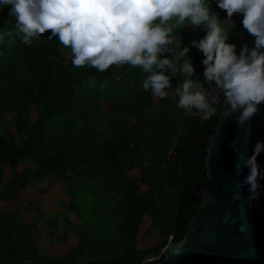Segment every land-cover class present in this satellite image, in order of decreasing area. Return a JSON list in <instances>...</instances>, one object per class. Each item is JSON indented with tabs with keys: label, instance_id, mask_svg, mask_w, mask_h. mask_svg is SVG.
Listing matches in <instances>:
<instances>
[{
	"label": "trees",
	"instance_id": "trees-1",
	"mask_svg": "<svg viewBox=\"0 0 264 264\" xmlns=\"http://www.w3.org/2000/svg\"><path fill=\"white\" fill-rule=\"evenodd\" d=\"M8 11H0V31L13 29ZM232 21L228 42L237 45L238 53L241 14ZM50 34L31 46L19 39L10 45L7 36L0 42V149L10 154L6 165L12 171L8 180L0 171V197L15 204L0 214V264H142L157 250H135L133 240L143 223L139 205L156 206L152 225L166 227L174 242L182 238L205 171L198 163L204 130L217 126V116L185 115L176 96L154 100L140 84L147 74L139 67L113 65L101 73L70 65L61 47L70 48L58 37L47 40ZM205 34L201 28L178 27L170 47L178 49L180 37L182 46H190ZM189 57L203 81L202 52L191 47ZM177 79H172L173 89ZM134 83L137 91L130 88ZM24 159L33 166L15 172ZM64 180L65 207L54 218L33 201L31 220H22L18 205L24 189L42 185L49 190ZM138 184L149 190H139ZM59 231L78 238L73 257L41 256L34 236L41 232L53 240ZM155 254L160 256L149 264L163 259L159 250Z\"/></svg>",
	"mask_w": 264,
	"mask_h": 264
},
{
	"label": "clouds",
	"instance_id": "clouds-1",
	"mask_svg": "<svg viewBox=\"0 0 264 264\" xmlns=\"http://www.w3.org/2000/svg\"><path fill=\"white\" fill-rule=\"evenodd\" d=\"M215 3L226 10L228 19L221 20L212 11L211 0H0V11L8 7L15 20L12 30L0 31V42L7 36L10 45L19 39L31 46L51 30L46 39L58 37L60 44L70 48L73 66L101 73L113 65L139 67L147 74L145 91L160 99L171 91L179 98L178 109L204 119L236 115L243 127L264 103V0ZM234 14L243 15L244 29L255 37L254 47L239 54L237 45L228 42L235 28ZM185 26L201 28L206 34L190 41V46H182L180 37L174 50L170 46L176 29ZM191 47L203 54V81L189 57ZM174 77L179 82L173 89ZM262 152L264 141H258L252 155L236 164L238 171L248 170L243 185L249 201L258 200L264 188V170L258 164Z\"/></svg>",
	"mask_w": 264,
	"mask_h": 264
},
{
	"label": "water",
	"instance_id": "water-1",
	"mask_svg": "<svg viewBox=\"0 0 264 264\" xmlns=\"http://www.w3.org/2000/svg\"><path fill=\"white\" fill-rule=\"evenodd\" d=\"M238 36V54L254 47L255 37L242 23ZM258 141H264V103L243 127L236 115L217 116V126L204 130L198 163L205 171L196 189L195 212L182 238L171 239L163 248V259L154 264H264V188L258 200L249 201L243 185L248 170L236 168L241 157L252 155ZM258 164L264 170V152Z\"/></svg>",
	"mask_w": 264,
	"mask_h": 264
},
{
	"label": "rangeland",
	"instance_id": "rangeland-1",
	"mask_svg": "<svg viewBox=\"0 0 264 264\" xmlns=\"http://www.w3.org/2000/svg\"><path fill=\"white\" fill-rule=\"evenodd\" d=\"M212 11L218 13L221 20H224L227 16L226 10H221L217 7L215 0H211ZM186 32L191 34V31L186 28ZM61 55L66 63L72 64V54L71 51H66L63 47H61ZM78 75V74H76ZM75 75V76H76ZM79 76V75H78ZM144 80L140 81L141 86L143 85ZM122 87H126L124 84ZM130 88L133 91L138 90V83H134L130 85ZM154 100L157 99L154 94L151 95ZM174 95L170 91L168 99H173ZM1 144V143H0ZM9 153L0 149V171L3 175V178L8 180L11 175V170L6 165L7 157H9ZM33 166V162L30 160H23L21 161L18 166L15 168V172L21 173L26 168ZM131 178L138 179V174H130ZM67 180L59 182L54 188L52 189H45L42 185L29 188L27 187L20 193V202L18 205L19 214L22 216V220L29 222L32 218V214L28 212V208L30 203L33 201H37L40 205L42 213L47 216V218H54L58 212L59 208H64V199L62 197V189L66 185ZM138 189L147 192L149 190L148 186H142L138 184ZM15 204L10 202L9 200H5L0 197V214H5L10 209L14 208ZM139 211L143 214V223L138 231V234L134 238V245L135 250L137 253L143 251H149L151 249L159 250L162 253V245L163 242H169L172 238L170 237V233L166 229V227H154L152 225L154 213L156 206H148L145 204H140L138 207ZM173 213V210L169 211L168 214ZM72 219V218H71ZM73 220V219H72ZM33 241L40 253L41 256L46 257L50 260L56 261H65L67 259H71L73 257L72 250L77 246L78 238L75 237L73 234L59 231L55 237V239L50 240L43 233H38L34 236ZM167 242V243H168ZM157 251H155L157 253ZM152 252L146 258H151L150 260H154L160 256V254H155ZM145 258V259H146ZM144 259V260H145ZM143 260V261H144ZM67 262V261H66Z\"/></svg>",
	"mask_w": 264,
	"mask_h": 264
},
{
	"label": "built area",
	"instance_id": "built-area-1",
	"mask_svg": "<svg viewBox=\"0 0 264 264\" xmlns=\"http://www.w3.org/2000/svg\"><path fill=\"white\" fill-rule=\"evenodd\" d=\"M206 87H207V85H206ZM193 112H190V113H186L185 111H184V114L185 115H189V114H192Z\"/></svg>",
	"mask_w": 264,
	"mask_h": 264
},
{
	"label": "flooded vegetation",
	"instance_id": "flooded-vegetation-1",
	"mask_svg": "<svg viewBox=\"0 0 264 264\" xmlns=\"http://www.w3.org/2000/svg\"><path fill=\"white\" fill-rule=\"evenodd\" d=\"M197 201H198V198H197Z\"/></svg>",
	"mask_w": 264,
	"mask_h": 264
}]
</instances>
